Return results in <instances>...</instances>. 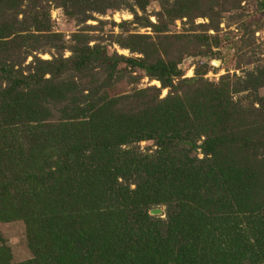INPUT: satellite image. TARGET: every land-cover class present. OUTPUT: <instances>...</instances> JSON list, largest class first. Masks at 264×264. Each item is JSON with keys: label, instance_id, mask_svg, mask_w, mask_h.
Returning <instances> with one entry per match:
<instances>
[{"label": "trees", "instance_id": "obj_1", "mask_svg": "<svg viewBox=\"0 0 264 264\" xmlns=\"http://www.w3.org/2000/svg\"><path fill=\"white\" fill-rule=\"evenodd\" d=\"M42 1L0 0V223L21 221L31 254L13 262L0 235V264H264V64L183 77L219 42L169 30L195 9L217 29L225 0H163L154 22L148 0ZM48 3L79 24L127 10L109 43L130 55L85 29L66 46ZM142 76L160 86L109 94Z\"/></svg>", "mask_w": 264, "mask_h": 264}, {"label": "rangeland", "instance_id": "obj_2", "mask_svg": "<svg viewBox=\"0 0 264 264\" xmlns=\"http://www.w3.org/2000/svg\"><path fill=\"white\" fill-rule=\"evenodd\" d=\"M43 1L45 3L48 2V0ZM162 1L148 0L145 13L138 11V14L148 16L149 20L154 22V15L159 10V5ZM258 2L259 0H225V3L219 1L218 3L227 11L220 13L217 29L209 28L204 31L200 25L207 24L209 20L204 17H199L197 15V9L192 12L193 16H197L193 19V28L187 18L175 20L169 26L170 33L181 34L182 32L186 33L188 30L193 29L197 34L205 32L211 37H217L219 42L218 45H202L200 47L201 53L198 56L183 55L178 65L183 71V77L194 76L196 70L200 72L206 70L203 78L217 82L222 75L242 76L244 70L252 68L256 64H264V10L258 11ZM217 8L215 7L214 9ZM201 10H204V8H201ZM49 17L51 29L53 32L60 33L63 36V42L66 46L70 43L73 33L85 29L87 36H97L100 37L101 42H106L109 52L116 51L125 56L130 55L128 50L119 48L115 43H109L112 40V34H118L121 30L117 25L112 24V22L118 24L123 20H132V14L127 10L109 11L103 16L95 14V18L102 20L104 22L103 24H98L96 20H89L85 24H79L74 19L65 16L62 9L53 3L49 7ZM87 26L93 28H86ZM127 28L133 33L154 36L150 28L135 27L134 25H128ZM54 42L59 43V40H55ZM189 46L191 49L194 48L192 44H189ZM69 54L68 49H65L63 52L64 57ZM38 56L43 59L50 58L48 53H39ZM30 60L31 57H28L25 64ZM213 61H219V63L214 64ZM139 72L133 75L136 74V76H139L141 74ZM148 86L158 88L160 85L157 81H150L144 76L136 82H130L127 78H124L109 88V94L129 93L134 88L139 89ZM166 93L167 89L162 90L160 97H164ZM258 93L259 95H264V88H261ZM129 103L134 105L132 101ZM150 145V143L146 142H140L138 144L142 151H145ZM160 209L162 210V214L163 208ZM0 235L5 245L10 249L13 262H20L31 257L26 246L24 225L21 221L0 223Z\"/></svg>", "mask_w": 264, "mask_h": 264}, {"label": "water", "instance_id": "obj_3", "mask_svg": "<svg viewBox=\"0 0 264 264\" xmlns=\"http://www.w3.org/2000/svg\"><path fill=\"white\" fill-rule=\"evenodd\" d=\"M213 62H214V64H218L219 63V61H213ZM161 212H162V210L160 208H156V209L150 210L149 213H150V215H160Z\"/></svg>", "mask_w": 264, "mask_h": 264}]
</instances>
